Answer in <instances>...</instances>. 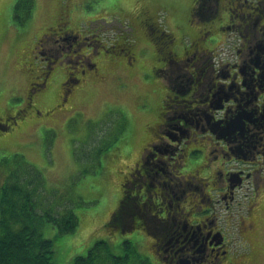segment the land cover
I'll use <instances>...</instances> for the list:
<instances>
[{
	"label": "rangeland",
	"instance_id": "374dc122",
	"mask_svg": "<svg viewBox=\"0 0 264 264\" xmlns=\"http://www.w3.org/2000/svg\"><path fill=\"white\" fill-rule=\"evenodd\" d=\"M193 3L194 0H0V117L22 109L34 81L33 69L40 64L33 51L42 45L46 35L62 28L60 23H67L63 26L66 29L93 23L91 30L102 33L107 41L126 40L132 44L133 59L123 54L116 60L112 58L119 55H99L100 63L95 61L97 66L88 68L95 79L77 87L60 108L56 105L61 102L65 76L59 69L52 92L42 88L45 96L39 100L38 95L34 97L41 113L19 115L17 123L0 134V187L8 179L18 180L38 189L33 198L37 212L58 215L69 207L78 215V226L71 234H60L50 223L41 225L43 236L54 241V264H73L75 257L86 255L100 240L112 242V252L117 256L126 253L122 244L130 242L134 247L131 264H158L150 258L148 246L152 241H144L143 235L136 232L110 235L106 226L133 167L148 155L153 144L168 143L161 138L166 124L162 104L168 86L172 95L175 89L169 78L170 68L157 69L163 63L158 61L151 29L160 25L170 32L175 40L174 52L192 46L195 23L200 17L188 20ZM212 16L207 11L206 17L211 19L206 22H213ZM229 44L226 40L217 48L220 52L216 60L237 58ZM37 55L40 57L39 52ZM184 83V77L177 80L180 88ZM195 156L202 158L200 153ZM219 165L220 158L218 168ZM259 176V182L257 178L254 184L245 183L238 205L225 212L231 219L223 217L228 224L227 231H223L232 242L229 248L237 245L242 251L232 258V264H264V168ZM254 190L258 191L257 197Z\"/></svg>",
	"mask_w": 264,
	"mask_h": 264
},
{
	"label": "flooded vegetation",
	"instance_id": "af4514ba",
	"mask_svg": "<svg viewBox=\"0 0 264 264\" xmlns=\"http://www.w3.org/2000/svg\"><path fill=\"white\" fill-rule=\"evenodd\" d=\"M207 11L213 13L211 23ZM195 16L200 17L192 46L172 48L169 62L157 68H170L175 89L161 132L169 143L149 147L122 184L129 195L119 218L152 241L150 257L158 264H232L224 233L231 217L225 212L238 205L244 186L259 182L264 166V0H194L189 20ZM63 26L33 51L40 62L33 69L39 83L21 109L25 114L41 113L34 97L52 92L59 69L65 76L61 102H67L77 87L95 79L88 68L100 63L99 55L134 57L126 42L106 44L100 33ZM226 40L234 61L216 60ZM17 115L0 117V132L12 127ZM210 176L214 181H207Z\"/></svg>",
	"mask_w": 264,
	"mask_h": 264
},
{
	"label": "trees",
	"instance_id": "16d2710c",
	"mask_svg": "<svg viewBox=\"0 0 264 264\" xmlns=\"http://www.w3.org/2000/svg\"><path fill=\"white\" fill-rule=\"evenodd\" d=\"M150 37L157 49L158 61L168 63L170 59L168 51H173L174 36L164 29L161 30L154 26L151 29ZM37 83H39L38 78L33 82L29 96L33 93ZM64 85L67 87L66 81ZM171 96L172 94L169 92L162 104L163 122H166L169 115ZM64 103L65 101L60 102L56 106L63 107ZM16 112L17 116L24 114L21 109H17ZM1 130L4 133L3 128ZM1 132L0 134H2ZM181 171L185 172L183 169ZM207 181L212 182L214 178L210 176ZM37 192L38 189L35 187L30 188L18 180L10 182L8 179L0 187V264H54V241L43 236L41 225L50 223L62 235L75 232L78 226V215L69 207L65 213L58 215H54V212H37L35 210L37 203L33 199ZM128 195L129 192H126L122 185L119 204L115 211L110 212V220L107 221L106 231L110 235L136 232L125 227L119 218ZM118 240L119 238L116 239V241ZM112 245L110 241H97L86 255L75 257L73 264H108L109 260L110 264H128L129 255L134 248L132 244L128 241L124 242L122 245H125L126 253L118 257L112 252Z\"/></svg>",
	"mask_w": 264,
	"mask_h": 264
}]
</instances>
